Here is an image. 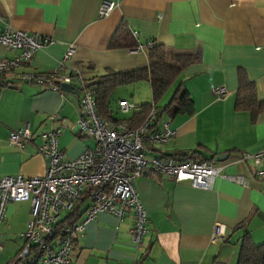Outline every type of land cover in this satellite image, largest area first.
Instances as JSON below:
<instances>
[{"label":"crops","instance_id":"0c3cea01","mask_svg":"<svg viewBox=\"0 0 264 264\" xmlns=\"http://www.w3.org/2000/svg\"><path fill=\"white\" fill-rule=\"evenodd\" d=\"M102 1L114 7L98 17ZM120 21L136 31L140 43L155 42L198 57L181 69L158 103L165 105L179 85L192 101V114H162L153 122L154 129L167 123L174 134L150 152L200 148L204 158L226 155L221 173L238 174L245 185L216 177L209 189H200L146 171L134 183L146 212L140 251L131 240V209L121 218L100 212L77 237L68 264H236L244 232L255 244L264 242V177L255 174L257 167L250 160L237 161L242 153L264 151V111L252 120L248 111L234 108L236 90L244 82L253 83L257 97L264 99V0H0V31L20 30L49 39L29 62L0 75V176L43 175L46 161L37 152L39 136L54 126L60 128L57 145L69 158L93 145L77 131L80 110L73 84L50 90L22 82L18 75L54 70L70 45L73 54L63 63L76 67L89 84L106 72L145 68L147 49L108 47ZM16 53L0 45V60ZM218 86L225 88L224 95L212 92ZM120 99L135 106L150 102L148 82L120 86L110 94V115L128 118L131 111L118 109ZM52 114L54 121L49 119ZM24 125L31 140L23 148L10 145L8 133ZM258 167L264 170V158ZM29 218L28 201L5 205L0 264L17 256L19 233ZM214 224L222 233L215 241Z\"/></svg>","mask_w":264,"mask_h":264},{"label":"built area","instance_id":"2783aa9c","mask_svg":"<svg viewBox=\"0 0 264 264\" xmlns=\"http://www.w3.org/2000/svg\"><path fill=\"white\" fill-rule=\"evenodd\" d=\"M113 7V2L102 1L98 17L107 16ZM131 36L136 41L133 49H148L151 46L149 41L140 43L136 31H132ZM48 42V38L20 30L0 31V45L17 52L11 58L0 60V75L29 62L34 53ZM72 54L73 46H67L59 66L54 70L18 75L22 82L42 85L50 90H58L62 84H73L78 91L80 110L76 120L77 131L90 137L93 145L69 158L57 145L60 128L54 126L39 136L37 152L46 161L43 175L0 176V220L7 203L28 201L30 205V218L25 229L19 233L22 246L16 258L23 259L26 264H68L72 246L89 220L100 212L121 218L127 209L132 212L131 240L136 250L140 251L146 233V212L134 183L146 171L176 183L188 182L200 189H209L216 177L245 185L242 176L221 173L224 163L214 158L178 160L151 153V146L164 144L174 134L167 123L158 129L153 128L154 108L135 128H129L122 120L100 118L90 84L76 67L66 68L63 63ZM212 92L217 96L226 93L223 86L213 88ZM117 106L122 112L136 107L124 99L118 100ZM49 119L54 121L55 114ZM31 137V131L24 125L8 133V143L23 148ZM263 158L264 151H258L242 153L237 161L250 160L257 167L255 174L263 178L264 170L258 167ZM78 204L82 206V212L74 219L72 214L76 210L78 213ZM67 217L70 218L65 220ZM221 236L220 225L214 224L211 239L215 241Z\"/></svg>","mask_w":264,"mask_h":264},{"label":"trees","instance_id":"16d2710c","mask_svg":"<svg viewBox=\"0 0 264 264\" xmlns=\"http://www.w3.org/2000/svg\"><path fill=\"white\" fill-rule=\"evenodd\" d=\"M136 41L131 36V32L124 21H120L115 28L108 47L132 48ZM196 54L174 52L167 49L164 45L151 42L147 49V66L129 72H106L90 83L96 103L97 114L100 118L109 120L125 121L129 128H135L142 123L151 108L155 109L154 122L162 114L172 115L174 113L192 114L193 106L187 92L179 85L173 91L168 102L159 106L158 103L176 82L181 69L197 60ZM138 81H146L149 84L151 100L142 103L131 111L128 118L117 119L110 115L108 108V98L113 90L120 86L131 85ZM234 108L238 111H248L252 120L264 111V99H259L256 95V87L253 83L244 82L240 84L235 93ZM198 149L176 150L171 154L157 153L162 158H174L185 160H209L214 158V154L208 158L201 155ZM151 152L156 151L152 146ZM74 219L79 217L77 210L73 212ZM70 217L65 218L68 220ZM17 257V256H16ZM14 258L5 264H26L23 259ZM236 264H264V242L255 244L249 234L244 232L238 247Z\"/></svg>","mask_w":264,"mask_h":264},{"label":"water","instance_id":"95a60500","mask_svg":"<svg viewBox=\"0 0 264 264\" xmlns=\"http://www.w3.org/2000/svg\"><path fill=\"white\" fill-rule=\"evenodd\" d=\"M74 92L78 95V91L75 90ZM225 158H226V155H216V156H214V159L218 160V161H221V160H223Z\"/></svg>","mask_w":264,"mask_h":264},{"label":"rangeland","instance_id":"374dc122","mask_svg":"<svg viewBox=\"0 0 264 264\" xmlns=\"http://www.w3.org/2000/svg\"><path fill=\"white\" fill-rule=\"evenodd\" d=\"M114 107H116V105H115ZM61 214H62V213H61Z\"/></svg>","mask_w":264,"mask_h":264}]
</instances>
